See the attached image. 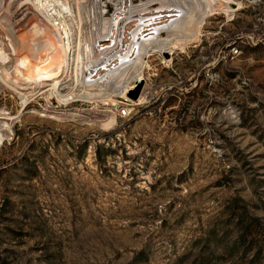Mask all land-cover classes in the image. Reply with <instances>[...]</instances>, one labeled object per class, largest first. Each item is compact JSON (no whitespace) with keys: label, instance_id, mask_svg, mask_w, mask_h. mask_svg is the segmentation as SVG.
<instances>
[{"label":"rangeland","instance_id":"374dc122","mask_svg":"<svg viewBox=\"0 0 264 264\" xmlns=\"http://www.w3.org/2000/svg\"><path fill=\"white\" fill-rule=\"evenodd\" d=\"M37 1L0 0L13 78L20 39L57 31ZM59 1L57 22L94 31L90 0ZM243 1L199 43L150 56L145 100L107 105L112 128L102 103L72 102L83 111L63 120L55 98L24 109L29 86L0 70V111L14 117L0 120V264H264V6Z\"/></svg>","mask_w":264,"mask_h":264},{"label":"bare ground","instance_id":"6f19581e","mask_svg":"<svg viewBox=\"0 0 264 264\" xmlns=\"http://www.w3.org/2000/svg\"><path fill=\"white\" fill-rule=\"evenodd\" d=\"M90 1L95 14L94 31H76L71 18L57 22L61 8L69 7L67 1H37L36 5L47 13L55 11L56 15L51 14L48 19L57 31H40L38 24L29 43L20 39L15 60L16 73L22 79L11 77L5 65L9 56L0 51L4 84L15 88L29 86L21 97L24 109L41 95L47 100L55 98L58 105L49 106L48 111L53 113L50 116L63 120L81 115L83 109L68 108L72 102H89L96 106L102 103L103 108L98 112L105 113L106 118L101 124L112 128L118 121L117 115L107 105H117V98L128 99L131 90L138 87L137 83H143L146 69L150 67V56L185 51L201 41L204 25L210 17L224 14L232 19L236 12L245 8L243 0ZM121 14H125L124 18ZM170 14L174 16L162 18ZM9 15L5 12L2 17L10 21ZM119 16L121 20L117 19ZM75 20L79 29L81 11ZM107 42L110 44L104 46ZM143 94L144 91L138 101L132 100V104L142 103ZM61 106L64 108H59ZM1 119L10 125L8 122L14 117L0 111ZM5 128L0 129V146L6 137Z\"/></svg>","mask_w":264,"mask_h":264},{"label":"built area","instance_id":"2783aa9c","mask_svg":"<svg viewBox=\"0 0 264 264\" xmlns=\"http://www.w3.org/2000/svg\"><path fill=\"white\" fill-rule=\"evenodd\" d=\"M253 3L256 5L264 6V0H253ZM235 50L238 52V49L236 47H235ZM130 114H131V111L127 104L120 107L119 112H118L119 117L124 118L126 116H129Z\"/></svg>","mask_w":264,"mask_h":264},{"label":"water","instance_id":"95a60500","mask_svg":"<svg viewBox=\"0 0 264 264\" xmlns=\"http://www.w3.org/2000/svg\"><path fill=\"white\" fill-rule=\"evenodd\" d=\"M173 16H174L173 14H170V15H164V16H162V18H163V19H168L169 17H173ZM165 17H168V18H165ZM163 19H162V20H163ZM162 20H160V21H162ZM142 84H143V83H139V84H138V87H137L136 89H132V90H131V93H130V94L133 95V98H134V99L138 98V96H139V94H140V90H141Z\"/></svg>","mask_w":264,"mask_h":264}]
</instances>
